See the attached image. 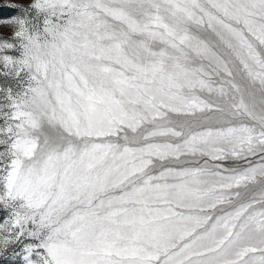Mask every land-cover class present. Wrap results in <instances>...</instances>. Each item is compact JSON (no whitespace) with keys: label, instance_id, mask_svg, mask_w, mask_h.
<instances>
[{"label":"snow or ice","instance_id":"obj_1","mask_svg":"<svg viewBox=\"0 0 264 264\" xmlns=\"http://www.w3.org/2000/svg\"><path fill=\"white\" fill-rule=\"evenodd\" d=\"M0 264H264V0H4Z\"/></svg>","mask_w":264,"mask_h":264},{"label":"rangeland","instance_id":"obj_2","mask_svg":"<svg viewBox=\"0 0 264 264\" xmlns=\"http://www.w3.org/2000/svg\"><path fill=\"white\" fill-rule=\"evenodd\" d=\"M4 2V0H0V4H2Z\"/></svg>","mask_w":264,"mask_h":264}]
</instances>
